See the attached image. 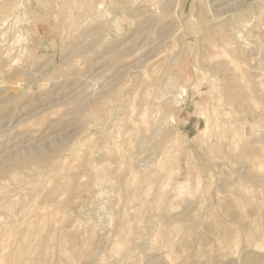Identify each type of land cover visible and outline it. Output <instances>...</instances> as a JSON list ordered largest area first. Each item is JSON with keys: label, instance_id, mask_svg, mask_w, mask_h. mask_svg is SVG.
<instances>
[{"label": "rangeland", "instance_id": "obj_1", "mask_svg": "<svg viewBox=\"0 0 264 264\" xmlns=\"http://www.w3.org/2000/svg\"><path fill=\"white\" fill-rule=\"evenodd\" d=\"M0 264H264V0H0Z\"/></svg>", "mask_w": 264, "mask_h": 264}]
</instances>
